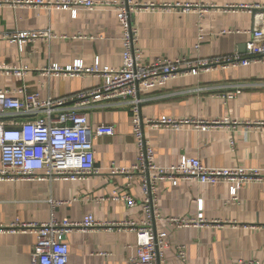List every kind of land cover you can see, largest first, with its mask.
I'll return each instance as SVG.
<instances>
[{
  "label": "crops",
  "instance_id": "0c3cea01",
  "mask_svg": "<svg viewBox=\"0 0 264 264\" xmlns=\"http://www.w3.org/2000/svg\"><path fill=\"white\" fill-rule=\"evenodd\" d=\"M17 1L28 0H0V89L26 86L42 99L70 97L100 86L103 80L94 75H47L52 66L67 68L77 61L85 68L97 63L102 68L122 66L123 30L112 5L91 11L78 6L74 16L72 10L56 5L60 0H40L43 5L14 3ZM134 1L156 6L133 17L145 62L182 56L194 60L235 54L245 57L252 33L264 22V0ZM183 6L192 7L185 10ZM232 6L252 9L227 12ZM24 32H48L50 38L23 43L10 39ZM237 91L241 93L234 96ZM141 97V113L146 118H229L239 123L207 132L190 125L178 132L145 128L158 165L178 164L189 157L208 168L264 169V62L181 76ZM87 114L90 125L110 124L115 129L113 137L94 140L98 174L78 180H0V226L6 228L0 231V264H32L36 237L12 232L10 227L18 220L48 223L53 212L59 220L68 218L77 224L93 215L100 224L73 230L67 236L69 264H131L136 257V233L123 224L145 219L141 204L130 209L106 199L130 181L131 195L139 202L144 198L136 176L129 179L114 173L131 168L138 156L132 112L127 106L103 104ZM53 202L60 205L54 208ZM157 213L179 219H197L201 213L204 220V224L182 229L156 220L154 229L167 233L171 244L159 264H235L238 260L264 264V183L245 185L238 200H233L225 183L180 182L174 186L162 182ZM178 245L186 246V261L177 258Z\"/></svg>",
  "mask_w": 264,
  "mask_h": 264
},
{
  "label": "built area",
  "instance_id": "2783aa9c",
  "mask_svg": "<svg viewBox=\"0 0 264 264\" xmlns=\"http://www.w3.org/2000/svg\"><path fill=\"white\" fill-rule=\"evenodd\" d=\"M25 5H43L44 2L17 1ZM64 10H72L76 16L78 6L94 10L99 6L115 7L118 21L123 30V64L120 68H85L81 61L73 66L60 68L52 66L46 74L79 77L94 75L103 83L89 91L79 92L70 97H51L42 99L39 94L31 93L26 86L15 90L0 89V180H78L98 174L94 140L113 137L115 129L110 124L90 125L87 111L95 106H127L133 117V136L138 149L136 162L129 169H117L114 173L133 176L139 180L144 198L136 200L126 188L115 190L106 199L122 202L134 209L140 204L145 219L140 222H126V228L137 236V255L131 264H159L165 251L171 249L168 235L154 229L156 220L165 221L176 229L204 224L203 215L197 219L165 218L157 213L159 185L169 182L177 186L180 182H197L204 185L225 183L230 186V195L238 200L239 191L247 184L264 183V169L208 168L201 160L184 157L178 164L160 166L156 163L155 152L145 136V128H160L180 131L185 126L207 132L224 125L236 127L239 123L229 118L222 121L173 120L167 117L146 118L142 116L143 92L164 87L173 79L181 76H197L218 68L246 67L264 62V22L252 33L247 44V55L239 54L210 59H191L179 57L173 60L158 58L145 62L139 46L138 28L133 22L135 14L155 9L154 4L142 5L134 0H119L103 3L95 0H60L57 2ZM182 7V6H179ZM192 6H183L189 9ZM251 10L249 6H232L227 12ZM50 38L48 32H24L10 36L20 43L28 40ZM2 71H11L3 68ZM241 92L237 91L234 96ZM232 96V98L234 97ZM231 98V97H230ZM264 126V124H262ZM101 200H104L102 198ZM54 208L60 203H52ZM202 202L199 208L202 210ZM100 224L93 215L85 218L82 224L68 218L59 220L53 212L48 223H22L16 221L10 227L12 232L31 233L36 237L32 251V264H69L70 249L67 236L76 229H92ZM6 228L0 226V231ZM177 258L187 260V248L176 246ZM235 264H261L257 260H238Z\"/></svg>",
  "mask_w": 264,
  "mask_h": 264
}]
</instances>
